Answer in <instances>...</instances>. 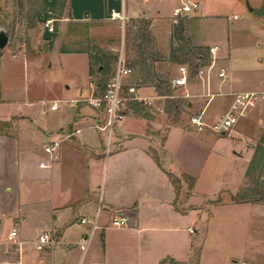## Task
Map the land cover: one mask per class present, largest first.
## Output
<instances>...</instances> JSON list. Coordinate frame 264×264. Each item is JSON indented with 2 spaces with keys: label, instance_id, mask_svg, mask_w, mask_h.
<instances>
[{
  "label": "crops",
  "instance_id": "obj_1",
  "mask_svg": "<svg viewBox=\"0 0 264 264\" xmlns=\"http://www.w3.org/2000/svg\"><path fill=\"white\" fill-rule=\"evenodd\" d=\"M62 2L50 17L58 22L51 40L42 38L44 24L32 49L10 46L4 52L8 41L0 52V121L8 126L0 129V238L12 228L27 240L51 230L61 245L38 251L29 244L21 257L0 252V264H188L195 247L193 239L180 232H195L193 222L198 219L191 216L196 206L190 199L202 163L207 159L251 162L259 156L258 147H264V101L251 105L229 133L200 131L191 124L194 115L208 123L217 120L232 104L233 93L264 92V17L243 9L250 3L258 7L263 0ZM183 3H198L199 8L174 24L172 12ZM114 12L125 16L124 24L112 16ZM143 22L154 43L146 47L151 70L140 73L132 62L138 58ZM112 24L106 45L90 44L91 34L100 30L108 35ZM95 25L103 27L84 31ZM122 38L123 46L135 50L123 55L133 67L125 79V94L129 96L128 87L136 86L152 104L126 102V117L116 125L107 155L106 130L101 128L106 113L71 100L104 89L116 69ZM215 45L219 46L217 67L208 73L210 78L206 74L201 79L196 72L200 67L208 72L209 49ZM199 50L202 55L196 58ZM181 65L189 69L188 83L174 88L171 79ZM220 67L226 69L224 79L218 76ZM167 75L170 94H160L155 84L139 83ZM168 99L184 103L176 122L166 110ZM53 140L60 141L59 158L51 168L40 167L48 160L44 146ZM249 167L242 169L237 192ZM235 205L245 210L260 204ZM224 206H212L211 211L231 208ZM98 213L99 228L83 252L77 243L89 233L90 223L81 220L91 221ZM120 214L128 218L127 225L113 226L114 216ZM241 227L247 236L246 245L239 248L242 261L264 264V220L252 218L249 225L241 222ZM234 256L227 264L239 263Z\"/></svg>",
  "mask_w": 264,
  "mask_h": 264
},
{
  "label": "rangeland",
  "instance_id": "obj_2",
  "mask_svg": "<svg viewBox=\"0 0 264 264\" xmlns=\"http://www.w3.org/2000/svg\"><path fill=\"white\" fill-rule=\"evenodd\" d=\"M62 3V0H0V8L3 16L2 25L9 34L10 43H8L3 51L7 52L10 46L20 49L19 47L21 45L27 50L32 49L34 43L40 41V31L43 29L47 20H52L54 31H56V28H58L57 19H52L50 17L54 16L53 10ZM249 5H251V3ZM243 9L246 13L249 12L248 6H245ZM42 18H45V21H42ZM242 19L244 18L242 17L241 20ZM101 27L103 26H86L84 31L89 33L91 29H100ZM107 29L108 35L100 30H97L95 35L91 34L94 42H92V40L90 44L95 47L106 45L109 42L107 36H112L114 25L112 24V26ZM121 30L123 32V28H121ZM79 38L82 39L83 35L79 36ZM130 48L131 50H129ZM121 50L124 56H127L129 52L135 54L133 47L123 46V38L117 45L118 57ZM171 71L173 75L176 74L177 66L175 65ZM2 126V121H0V129ZM104 134L106 148L108 132L106 131ZM227 139L230 140L232 138L229 136ZM251 162L207 159V161L202 163L204 168L195 186V193L190 199L196 206L195 208H191V216H196L198 219L193 222L195 232L189 233L185 229H182L180 232L181 234L187 233L191 239H193L192 243L195 248L191 249V256L189 257L191 259H188V264H227V259L230 255H236L237 257H234L239 260L238 264H244L240 256L241 252L239 248L246 245L247 236L246 232L241 227V222L249 225L252 218L264 220V187L258 184V181H264V157L261 162L247 173L242 188L237 192L236 184L241 182L240 174L242 169H246L248 165H251ZM11 164H13V162L8 163V166ZM68 169H70V167H68ZM224 188L230 189L232 192H235V194L226 192L223 190ZM236 194L241 196L245 194L251 200H257L246 201L247 203L256 202L260 205L257 207L254 206V208L253 206H246L245 210L239 208L240 206L235 205L237 203L233 200ZM185 202L186 201L182 200V203ZM230 204L234 205L230 206ZM216 205H227L224 207L230 206L231 208L218 209L213 213L211 208ZM201 215H203L202 217H204V219L199 221ZM238 221L240 222L238 223ZM252 223L253 222H251V224ZM209 237H211L210 240L207 239ZM245 261L246 264L254 263L253 259H245Z\"/></svg>",
  "mask_w": 264,
  "mask_h": 264
},
{
  "label": "built area",
  "instance_id": "obj_3",
  "mask_svg": "<svg viewBox=\"0 0 264 264\" xmlns=\"http://www.w3.org/2000/svg\"><path fill=\"white\" fill-rule=\"evenodd\" d=\"M198 3H183L181 6L176 7L172 12V22L178 24L180 19L186 14L194 9H198ZM114 18H119L124 24L125 16L119 13H113ZM45 26H48L51 32L54 31L52 25V20H47ZM219 50V46L215 45L210 47L209 52L211 58L207 66L208 72L206 73V67L198 68L196 74L201 79H204L205 75L215 67H217V57L216 53ZM133 73V68L129 66L126 59L123 56V51L119 55L116 69L109 76L104 84V89L101 92L91 95L90 97L84 99H72L71 103L76 104L79 101L87 102L89 105L95 109L103 110L106 113L107 119L103 127V130L108 132V145L106 147V154L110 152L109 144L113 135V131L116 125L123 121L126 117V102L129 100L142 101L145 105H151V99L142 97L136 86L128 87L127 91L129 96L125 94V79ZM189 69L185 65L179 67V74L171 79V84L174 88L184 87L188 83ZM218 76L222 79L226 77V69L220 67L218 70ZM208 78H210L208 76ZM233 102L230 107L215 121L208 123L204 121L201 115H194L191 117V124L198 130H210L214 133L224 134L229 133L235 124L238 122L239 118L244 116L249 107L254 105L259 101H264V92L262 91H249V92H236L233 93ZM58 102L56 101L52 104V107L56 109L58 107ZM69 136V135H66ZM60 145L59 140L50 141L44 146L45 153L48 155L47 162L42 161L40 167L51 168L53 163L57 161L58 154L57 150ZM98 216L89 221L86 218L81 220L82 223H90V231L85 236H82L78 241V245L83 252H86L94 232L99 228ZM128 218L124 215H115L112 220V225L116 227H121L127 225ZM33 245L38 251H52L59 245H61V240L56 236V234L51 231L42 232L37 239L27 240L21 237L17 228H12L4 238H0V252L8 254H17L21 257L24 247L26 245Z\"/></svg>",
  "mask_w": 264,
  "mask_h": 264
},
{
  "label": "trees",
  "instance_id": "obj_4",
  "mask_svg": "<svg viewBox=\"0 0 264 264\" xmlns=\"http://www.w3.org/2000/svg\"><path fill=\"white\" fill-rule=\"evenodd\" d=\"M3 24V16L1 13V8H0V25ZM141 32L138 34V40H140L138 44V58L134 62H132V66L134 69H137L138 72L141 73V71L151 70V67L146 63V58L148 55V51L146 47L148 45H151L154 43L152 39V35L149 31L148 25L143 22L142 27H141ZM182 51V50H181ZM196 58H198L200 55H202L201 51L199 50L196 52ZM177 62H184L180 61L177 59ZM132 67V68H133ZM192 67H197V64L194 63ZM140 84H155L157 91L160 94H170L171 89H170V76H161L159 80L157 81H148V80H143L142 82H139ZM183 106L184 103L181 100H172L168 99L167 104H166V110L169 113V116L171 117L173 122H176L179 119L180 114L183 112ZM2 128L8 127L7 123L2 122ZM256 155H259L258 158H255L252 162L251 165L248 169V172H250L259 162L263 160L264 157V147L260 146L258 147V150L256 151ZM263 156V157H262ZM191 182L193 183V179H190ZM191 183V185H192ZM258 184H261L264 187V181H258ZM261 192V191H258ZM258 194V193H257ZM252 197V196H251ZM233 200L235 203H241V202H246V201H257V200H251L248 196L244 195H239L236 194L233 197Z\"/></svg>",
  "mask_w": 264,
  "mask_h": 264
},
{
  "label": "water",
  "instance_id": "obj_5",
  "mask_svg": "<svg viewBox=\"0 0 264 264\" xmlns=\"http://www.w3.org/2000/svg\"><path fill=\"white\" fill-rule=\"evenodd\" d=\"M248 9L254 15L259 17H264V0L262 4L258 7H252L251 5H248ZM54 35L55 32H51L48 26H46L43 31L42 38L44 40H51ZM8 41H9V36L7 30L3 25H0V52L7 45Z\"/></svg>",
  "mask_w": 264,
  "mask_h": 264
}]
</instances>
